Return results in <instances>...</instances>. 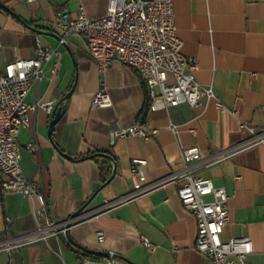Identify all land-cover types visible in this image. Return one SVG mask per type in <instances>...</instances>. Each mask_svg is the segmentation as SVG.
Wrapping results in <instances>:
<instances>
[{
    "label": "crops",
    "instance_id": "0c3cea01",
    "mask_svg": "<svg viewBox=\"0 0 264 264\" xmlns=\"http://www.w3.org/2000/svg\"><path fill=\"white\" fill-rule=\"evenodd\" d=\"M0 3L7 7L0 6V68L15 57H34L37 41L56 51L25 100L59 101L73 87L50 131V114L38 108L19 134L21 169L44 195L48 217L62 221L84 207L69 228L70 236L83 247L109 252L115 264H211L195 248L196 219L181 203L175 185L113 207L104 202L116 203L131 191L132 158L146 159L144 171L152 183L180 168L182 148L197 145L207 157L246 138L247 132L239 130L240 120L264 125V0H173L181 53L196 60L197 81L213 85L226 108L201 98L194 107L181 103L154 111H147L149 98L133 68L113 60L100 71L82 35L63 36L55 24L60 10L70 17L81 9L90 17L102 16L108 0ZM168 80L172 81L170 75ZM99 89L108 94L109 106L93 105ZM137 120L156 127L157 133L147 139L112 138L115 126ZM28 143H37L38 150L26 149ZM103 152L107 156L100 155ZM113 166L114 175L107 181ZM197 175L210 177L228 194L229 221L220 239L249 236L248 264H264V144L202 168ZM36 205L35 198L0 189V242L35 231ZM97 231L104 233L102 241ZM143 237L153 243L152 249L145 247ZM102 258L71 243L65 233L10 253L0 251V264H97Z\"/></svg>",
    "mask_w": 264,
    "mask_h": 264
},
{
    "label": "built area",
    "instance_id": "2783aa9c",
    "mask_svg": "<svg viewBox=\"0 0 264 264\" xmlns=\"http://www.w3.org/2000/svg\"><path fill=\"white\" fill-rule=\"evenodd\" d=\"M55 24L63 36L82 35L100 71L106 70L113 60L133 68L149 98L147 111L181 103L194 107L199 105L201 98L213 100L218 109L226 108L213 85H202L197 81L194 74L196 60L181 53L182 40L176 33L173 0H108L106 12L102 16L90 17L81 9L75 17H70L66 10H60ZM64 41L62 37L60 42ZM55 52L49 47H42L37 41L34 57H15L0 68V189L3 193L17 192L37 201L34 207L35 231L1 241L0 251L7 253L66 231L64 223L68 219L54 221L48 217L44 195L38 190L36 182L24 175L20 164L21 129L30 125L31 113L41 108L50 114L57 103L54 99L33 103L25 100L32 82L44 77L43 67ZM51 71L56 73L57 66L54 65ZM168 75L172 81L168 80ZM92 103L105 107L110 105V99L103 89H99ZM171 127L176 131L177 125L172 124ZM239 130L247 132L246 138L207 157L202 155L197 145L182 148L180 168L152 183L146 179V159L132 158L131 191L116 203L105 201L104 205L113 207L155 188L175 185L181 203L196 219L195 248L211 264H248L247 256L252 252L249 236H232L227 241L220 239L223 226L229 221L225 187L215 185L210 177L197 175L202 168L217 164L251 146L264 144V125L256 127L240 120ZM156 133V127L146 126L137 120L128 126H115L111 136L139 135L147 139ZM25 147L31 151L38 150L37 143H28ZM96 238L102 241L104 233L97 231ZM142 242L145 247L152 249L151 241L143 237ZM97 264H115V257L110 254L99 259Z\"/></svg>",
    "mask_w": 264,
    "mask_h": 264
},
{
    "label": "water",
    "instance_id": "95a60500",
    "mask_svg": "<svg viewBox=\"0 0 264 264\" xmlns=\"http://www.w3.org/2000/svg\"><path fill=\"white\" fill-rule=\"evenodd\" d=\"M0 6H2L3 8H6L4 4L0 3ZM73 91V87H71L69 89V91L59 100L57 101L56 105L54 106L52 112L50 113V119H49V131L52 128V126L59 120V118L61 117L63 111H64V103L66 102V100L68 99V97L70 96L71 92ZM63 155L67 158H71V155L63 153ZM114 171H115V167L113 166V173L112 175L108 178L107 181H109L113 175H114ZM84 207H81L80 209H78L77 211H75L74 213H72V215H70V217L68 218V220L64 223V225L66 226V238L73 243L74 245H76L77 247H79L80 249L86 251L87 253L90 254H94V255H99V256H104V257H108L110 255L109 252L107 251H101V250H95V249H89L86 247H83L81 245H79L78 243H76L72 237L69 234V228L71 227V225L73 224L72 220H74L78 214L81 212V210Z\"/></svg>",
    "mask_w": 264,
    "mask_h": 264
},
{
    "label": "trees",
    "instance_id": "16d2710c",
    "mask_svg": "<svg viewBox=\"0 0 264 264\" xmlns=\"http://www.w3.org/2000/svg\"><path fill=\"white\" fill-rule=\"evenodd\" d=\"M100 155H102V156H107V154H105V152L100 153Z\"/></svg>",
    "mask_w": 264,
    "mask_h": 264
}]
</instances>
